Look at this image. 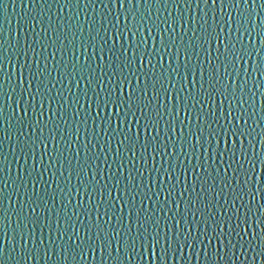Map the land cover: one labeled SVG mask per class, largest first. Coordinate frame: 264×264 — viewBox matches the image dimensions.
Here are the masks:
<instances>
[{
	"label": "snow or ice",
	"instance_id": "obj_1",
	"mask_svg": "<svg viewBox=\"0 0 264 264\" xmlns=\"http://www.w3.org/2000/svg\"><path fill=\"white\" fill-rule=\"evenodd\" d=\"M31 3L36 10L30 17L35 39L25 36L23 41L13 42L0 31V264H31L40 259L46 264H81L89 254L95 258L97 251L102 264H149L146 254L160 264H171L178 256L184 258L185 249L199 259L198 245H203L205 264H256L257 257L264 258V204L256 208L257 195L264 199V180L257 176L258 165L264 171V115L256 119L257 92L249 87L250 81L257 89L264 87L254 75L264 77V0H100L101 18L86 16L88 35L81 39V55L86 56L89 48L92 55L83 62L74 50L72 59L65 62L66 46L61 39L65 28L72 36L70 44L77 39V33L85 31L79 12L54 20L52 8L56 5L61 12L65 8L95 10L97 0ZM193 4L197 8L203 5L211 16L204 12L196 19L191 13ZM113 5H118L123 13L118 11L113 17ZM169 5L176 15L168 11ZM6 7L7 3L0 0V8ZM161 9L167 12L166 16L160 15ZM177 28L183 32L178 34ZM125 29L132 36L127 46L119 43ZM253 33L260 47L256 46ZM149 38L153 41L151 47ZM213 41L217 44L215 57L211 51ZM49 48L54 51L49 53ZM201 52L206 54V61L201 60ZM253 55L259 61L251 71L241 68ZM49 57L55 61L51 68ZM96 58L106 63L94 64ZM146 58L151 66L147 71ZM14 60L17 71H7L6 64L13 65ZM53 71L59 79L53 77ZM66 79L75 82L77 88L86 81L80 94L67 88L71 94L67 102ZM260 95L264 97V93ZM170 96L176 101L171 107L165 103ZM81 98L88 105L82 116ZM53 105L57 106L55 111ZM181 111L187 124L180 119ZM260 111L264 113V104ZM61 122L68 125L67 129L62 130ZM81 125L85 137L83 156L80 148L69 155L72 138H81ZM13 135V160H9L4 143L11 145ZM61 142L63 149L57 147ZM40 148L43 151L37 161ZM101 156L110 173L106 180L98 178ZM137 157L142 162L140 166ZM30 158V169L26 168L24 175L17 169L13 178V161L19 164L23 159L27 165ZM128 165V174L121 180L118 173ZM46 172L55 182L51 192ZM73 174L78 184L70 187ZM58 176L65 181L63 187ZM154 176L158 181L156 191L152 187ZM10 179L15 185L11 192L6 191ZM38 183L44 185L45 195L53 204L57 191L63 197L64 215L57 212L55 219L58 236L52 234L51 216L41 217L38 213L46 204L45 197L36 192ZM73 191L77 195L82 191L90 207L85 208V202L78 201L69 215L66 209L72 205ZM13 196L20 207L14 209L15 227L10 235L12 221L4 203L7 201L11 207ZM145 201H152V207ZM77 209H83L87 222L80 219ZM47 211L51 213L52 209ZM42 219L46 223H41ZM214 242L216 246L209 253Z\"/></svg>",
	"mask_w": 264,
	"mask_h": 264
},
{
	"label": "water",
	"instance_id": "obj_2",
	"mask_svg": "<svg viewBox=\"0 0 264 264\" xmlns=\"http://www.w3.org/2000/svg\"><path fill=\"white\" fill-rule=\"evenodd\" d=\"M4 2L7 3V7L6 8H0V31H3V34H4L5 38H11V39H13V42H15L16 39H20L21 41H23L25 36H27L30 40L31 39H35L36 37L31 32L30 17L32 15L36 14V10L34 9V6L31 3V0H15V4L12 3V0H4ZM106 2H107V0H105V3ZM77 11L79 12L78 19L83 23L85 31L83 32V34L77 33V39L74 41V43H71V44L69 43V41L72 40V36L68 32L67 28H65L64 33L61 34V39L63 40V43L66 46V51L64 53L65 62H68V61H70L72 59L73 50L76 52L77 56L81 57V62H83V60L86 58V56H91L92 55L91 48H89L86 56H82L81 55L82 53H84V49L81 47V39L86 38L87 35H88L86 16L87 17L95 16L96 19L99 20L101 17L98 14L103 11V8H102V6L100 4V0H97L95 10H93L92 7L80 8V9L65 8L61 12L57 8L56 5H53V8H52V12L55 13L54 20H56L59 17L67 18L70 15H74ZM118 11L123 13V10L119 9L118 5H113L112 6L113 17L115 16V14ZM168 11H171L173 13V15H176V10L172 7V5H169ZM204 12H209V17L211 16V12L207 8H204L203 5H201V8H197L195 4L192 5L191 13L196 19H199L203 15ZM217 12H219V5H217ZM153 13L155 14V8H153ZM232 13H233V15H235L236 14L235 10H232ZM160 15L161 16H166L167 12H165L163 9H161ZM153 18H155V15H154ZM129 19H131V18H129ZM209 22L211 23L210 19H209ZM256 22L259 23V20L257 19ZM64 23L65 24L67 23L66 19L64 20ZM124 23H125L124 16L122 14L121 15V20H120L121 29H123ZM36 31L37 32L40 31L39 25H37ZM226 31H227V28H226ZM182 32H183V29L177 28V33L178 34H180ZM65 34H67V39H64V35ZM111 34H114V33H111ZM49 35L50 36H54L53 33H49ZM144 35L145 36L148 35L146 31L144 32ZM189 35H190V33H189ZM184 39H185V41H187V39H188L187 36H185ZM245 40H247L246 36H245ZM253 40H254L256 46L260 47L259 39L256 37L255 33H253ZM131 41H132V36L125 29L123 36H121L119 38V43H123V44H125L127 46L128 44L131 43ZM119 43L117 44V47H119ZM152 43H153L152 39L149 38L148 39L149 47H151ZM157 43H158V40H157ZM99 46H100V42L97 41V48H99ZM205 47H207V45H205ZM216 47H217V44H216L215 41H213V44L211 46V51H212L213 57H215L217 55ZM220 48H221V51H223V46L222 45H220ZM52 51H54V49L49 48L48 52L50 53ZM45 55H48V53H45ZM129 55H131V52H129ZM200 58H201V60H205V61L207 60V56L203 52H201ZM31 59H35V58L31 57ZM56 60L57 61L60 60V53L59 52L56 55ZM258 61H259V57L253 55V57L250 60H248L247 63L241 65V68H246L248 71H251L252 67ZM193 62L195 63V57L193 59ZM93 63L94 64H103V63H106V61H100L98 58H96V59L93 60ZM154 63H155V60H154ZM167 63H168L167 58H165V62H164L165 67H167ZM54 64H55V61H53L52 58L49 57L50 68ZM150 67L151 66L147 64V58H146L145 59V71H147L148 68H150ZM6 70L7 71H11V72L17 71V66L15 64V60L13 62V65H7L6 64ZM69 70H70V67H69ZM159 71H160V69H159V67H157V72H159ZM181 71H183V69H181ZM221 71H223V69H221ZM25 74L27 75V72ZM52 75L56 79H59V77L56 75L55 71H53ZM241 75L243 76L244 73L242 72ZM254 75H256V78L258 80H260L262 83H264V77H260L258 73L254 74ZM205 79H207V73L205 74ZM197 80H199V75H197ZM64 85L66 86L64 88V96H65L66 102H67V99L71 95L67 91V88H71L72 89V93L80 94V89L86 87V81H81L79 88H77L75 82L69 83L68 79H66L64 81ZM198 86L199 85L197 84L196 87L198 88ZM25 87H27V83L25 84ZM57 87H61V85H57ZM93 87H96L95 84L93 85ZM176 87L177 88L179 87V83L176 84ZM249 87H251L253 89V91L257 92V97H256L257 116H256V119H259L260 115H264V113H262L260 111L262 104H264V97H262L260 95V93H264V87H261V88L257 89L255 87H253L251 81L249 83ZM169 88H171V85H169ZM97 91H99V89H97ZM53 95H55V90L53 91ZM89 96H91V92H89ZM165 103H167L169 105V107H171L173 104L176 103V101H175V99L172 98V96H170L165 101ZM56 107H57L56 105H53V111H55ZM226 107H227V105H225V108ZM45 111L47 112V106L45 108ZM68 111H69V113H71L72 109L69 108ZM85 111H88V105H87V103L84 102V99L81 98V116L83 115V113ZM91 111L92 112L95 111V104L92 105ZM48 114L51 115L50 112ZM102 115H103V113H102ZM192 116H193V120H194V118H195V113L194 112L192 113ZM180 119L184 120L185 124L188 123L187 117H186V115H185V113L183 111L180 112ZM113 120L115 121L114 111H113ZM249 123L251 124L252 121H249ZM61 125H62V130L67 129V127H68V125H64L63 122H61ZM89 125H91V120H89ZM253 126H255V125H253ZM4 127H7V125L5 124ZM135 128H136V126H135V124H133V130L134 131H135ZM186 131H187V129H185V132ZM257 132H260L259 128H257ZM152 134L154 135L155 133L153 132ZM45 135H47V132L45 133ZM162 135H163V132H162ZM143 136H144V133H143V130L141 129V139L142 140H143ZM175 136L176 137L179 136V128H178L177 132L175 133ZM72 139H73L72 153H68V154L72 155V154H74V151H75L76 148H80L81 149V154L83 156L82 145L85 143V137L83 135V125H81V138H80V140L76 141L74 139V137ZM256 139H257V152H260V151H262L261 145L259 143L260 137L257 136ZM59 140H60V137L57 136V141H59ZM192 142L195 143V138L192 139ZM14 146H15V136L13 135V140H12L11 145L9 144L8 141H5V143H4V150H5V152L9 153V160H13V157L11 155V148L14 147ZM57 147H60V148L63 149V147H64L63 143L62 142L58 143ZM112 147H113V149L116 147L115 141H113ZM42 151H43V148H40L39 151L37 152V156H36L37 161H39V155H40V152H42ZM49 151L52 152V144L51 143H49ZM96 151H99V149H96ZM137 160H138V166H140V164L142 162L139 161L138 157H137ZM45 161H47V157L45 158ZM102 161H103V156H101V176L98 177V178H103V179L106 180L110 173L108 172V169L103 165ZM109 162H111V154L109 155ZM185 163H187V161H185ZM31 164H32L31 158L29 159L27 165L24 164L23 159H21L19 161V164H17L15 161H13V163H12V168H13L12 176H13V178H15V176L17 174V169L19 170V174L20 175H24L25 174V169L26 168L30 169ZM73 164H75V161H73ZM157 166H159V159L157 161ZM37 167H38V170H42L40 168L39 164H37ZM56 167H59V165H56ZM129 167H130V165L126 166L125 169L121 170L118 173V175L121 177V180H123V178L127 176ZM148 167H151V160L150 159H149V162H148ZM165 167H167V163L165 164ZM65 169H67V165H65ZM112 171H115V166H113ZM65 175H67V171H65ZM257 176H258V178L260 180H264V171L261 170L259 165H258V168H257ZM49 177H50V172H46L45 173V179L49 180V183L52 185V187L48 189V192H51L52 189L55 188V182L50 180ZM57 178L60 180L61 186L63 187L64 184H65L64 179L62 177H59V176ZM88 178L90 179L91 177L89 176ZM164 179L166 180V178H164ZM189 180H191V176L189 177ZM145 182H147V173H145ZM8 183H9V188L6 191L11 192L13 187H15V185H13V182H12L11 179L8 181ZM77 184H78V181H77V179L75 177V174H73L72 183H71L70 187L71 186H76ZM0 186H2V185H0ZM152 187H153V191L158 190V181L156 180L155 176L153 178ZM29 191H31V185H29ZM21 192H23V189H21ZM36 192L39 195L44 196L45 197V201H46V204H42L41 208L38 209V213L41 215V217L51 216L52 221H53V225H52L53 233L52 234H53L54 237L58 236L59 234L55 231V227H56L55 219H56V213L57 212H59V215L61 217H63V215H64V210H62L63 206L61 205V199L63 197L57 191L55 204H53V202L51 200H49L48 197L45 195L44 185L42 183H38L36 185ZM164 195H166V193L162 194L159 197V199L163 200L164 199ZM113 196H116L115 190L113 191ZM71 197H72V205H69L68 208L66 209V211L69 213V215L72 214L73 205H75L78 201H84L85 202V204H84L85 208L90 207V205L87 204V197L84 195V193L82 191H81V193L79 195H77L75 193V191H73L71 193ZM155 199H156V197H153V200H155ZM145 203H146V205L149 208L152 207V201H145ZM260 204H264V199H262L261 195L258 194L257 195V200H256V208H259ZM137 206H139V200H137ZM19 207H20V203H19V201L17 200V198L15 196H13V204H12L11 207L9 206L7 201H5V203H4V208L8 209V214L11 217V221H12V223L10 225V228H9L10 235H11V229L15 227L16 216L14 214V209L19 208ZM157 207H159V206L157 205ZM168 207H174V206L172 204H169ZM181 208H183V204H181ZM47 209H52V212L49 213L47 211ZM25 210L29 212V215H31V212L27 208L26 204H25ZM77 210L81 212L80 219L84 220L85 222H87L86 221V217L83 215V209H77ZM258 214L259 213L257 212V215ZM93 215H95V213H93ZM169 215H171V213H169ZM74 219H75V217H74ZM104 219H108V217H104ZM125 219H127V209H125ZM41 223H46V220L42 219ZM113 223H115V221H113ZM77 226L79 227V225H77ZM81 234H83V233H81ZM37 235H39V233H37ZM44 236H45V239L47 240V236H48V229L47 228H45V230H44ZM65 239H67V237H65ZM5 246H7V245L5 244ZM215 246H216V242H214V244L212 246H210L209 253H211V251L214 249ZM197 247L200 250L199 259H197V257L194 254H191L188 249H185L184 258H180L178 256L176 260L171 261V264H205L203 245H198ZM257 251H259V249H257ZM146 259L148 260L149 264H160V261L158 259L149 257L147 254H146ZM241 259H243V258H241ZM31 264H46V262L43 259H40L38 261L37 260L31 261ZM81 264H102L99 251H97V253L95 255V258H93V256L91 254H89L87 259L85 261L81 262ZM108 264H111V262L109 261ZM238 264H239V262H238ZM244 264H249V261H245ZM256 264H264V258L257 257Z\"/></svg>",
	"mask_w": 264,
	"mask_h": 264
}]
</instances>
